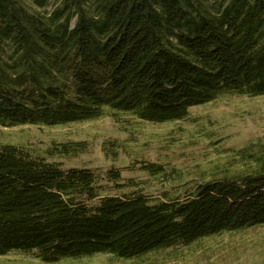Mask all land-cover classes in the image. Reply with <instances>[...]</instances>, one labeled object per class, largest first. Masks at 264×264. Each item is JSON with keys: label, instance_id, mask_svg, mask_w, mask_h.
<instances>
[{"label": "trees", "instance_id": "trees-1", "mask_svg": "<svg viewBox=\"0 0 264 264\" xmlns=\"http://www.w3.org/2000/svg\"><path fill=\"white\" fill-rule=\"evenodd\" d=\"M200 86L264 95V0H0L3 125L69 124L107 111L182 120ZM86 148L61 143L52 152ZM99 183L92 168L0 143V255L130 259L264 225V163L200 180L184 196L101 195Z\"/></svg>", "mask_w": 264, "mask_h": 264}, {"label": "rangeland", "instance_id": "rangeland-1", "mask_svg": "<svg viewBox=\"0 0 264 264\" xmlns=\"http://www.w3.org/2000/svg\"><path fill=\"white\" fill-rule=\"evenodd\" d=\"M195 94L199 102L182 120L155 123L107 111L69 124L0 123V143L17 144L64 167L92 168L101 195L136 190L152 199L184 196L200 180L264 163V95L203 86ZM72 142L87 148L76 155L52 152ZM118 145L119 154L106 153ZM144 163L162 164L166 171L153 175L141 167ZM115 169L121 178L111 180ZM0 264H264V225L130 259L103 253L45 262L18 251L0 255Z\"/></svg>", "mask_w": 264, "mask_h": 264}]
</instances>
